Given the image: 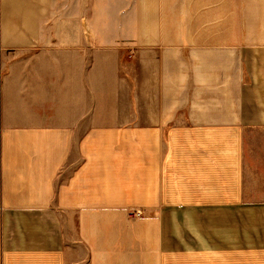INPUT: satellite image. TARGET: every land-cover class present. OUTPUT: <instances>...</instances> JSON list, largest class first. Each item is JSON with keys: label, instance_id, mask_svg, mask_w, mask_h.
I'll use <instances>...</instances> for the list:
<instances>
[{"label": "crops", "instance_id": "obj_1", "mask_svg": "<svg viewBox=\"0 0 264 264\" xmlns=\"http://www.w3.org/2000/svg\"><path fill=\"white\" fill-rule=\"evenodd\" d=\"M0 264H264V0H0Z\"/></svg>", "mask_w": 264, "mask_h": 264}, {"label": "built area", "instance_id": "obj_2", "mask_svg": "<svg viewBox=\"0 0 264 264\" xmlns=\"http://www.w3.org/2000/svg\"><path fill=\"white\" fill-rule=\"evenodd\" d=\"M136 214H139V212H138V211H136Z\"/></svg>", "mask_w": 264, "mask_h": 264}]
</instances>
